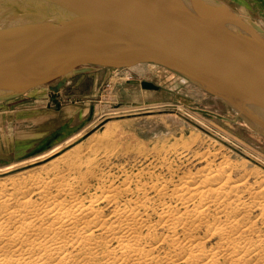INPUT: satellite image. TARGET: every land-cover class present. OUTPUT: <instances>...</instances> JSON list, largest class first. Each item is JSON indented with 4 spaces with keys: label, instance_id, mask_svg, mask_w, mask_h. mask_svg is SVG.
Returning a JSON list of instances; mask_svg holds the SVG:
<instances>
[{
    "label": "bare ground",
    "instance_id": "obj_1",
    "mask_svg": "<svg viewBox=\"0 0 264 264\" xmlns=\"http://www.w3.org/2000/svg\"><path fill=\"white\" fill-rule=\"evenodd\" d=\"M26 1L23 9L14 0H0V45L41 51L52 40L62 45L78 36L80 29L71 24L76 10L68 0ZM33 2L36 10L25 16ZM136 66L150 76L140 85H154L142 87L157 90L160 85L175 88L193 83L218 95L264 134V127L250 117L255 111L249 105L238 111L222 89L156 62L127 68ZM178 110L167 103L110 109L41 154L0 166V176L47 161L94 127L90 137L95 142L116 138L128 121L111 118L146 114L156 124L162 119L176 121ZM163 111L173 113H158ZM131 146L138 149V144ZM211 155L209 150L198 153L202 165L195 170L178 172L169 166L167 177L139 171L115 184L107 175L94 191L87 182L90 163L79 157L69 170L85 169L71 173L70 179L56 172L41 175L28 170L1 178L0 264H264V172L257 171L261 175L249 181V172L235 176L237 166L215 162ZM256 164L264 167L263 161ZM162 165L159 159L157 166Z\"/></svg>",
    "mask_w": 264,
    "mask_h": 264
},
{
    "label": "rangeland",
    "instance_id": "obj_2",
    "mask_svg": "<svg viewBox=\"0 0 264 264\" xmlns=\"http://www.w3.org/2000/svg\"><path fill=\"white\" fill-rule=\"evenodd\" d=\"M14 1L20 8L28 3L26 0ZM217 1L235 10L227 1ZM238 1L240 8L251 10L248 4L239 1L243 2L240 5ZM34 10L36 4L33 2L25 16L31 15ZM235 11L249 16L245 12ZM253 19L264 28V17L261 20ZM138 67L112 69L90 66L87 70L73 74L45 77L46 84L49 82L51 86L67 76L57 96L52 92L53 89L48 90L49 96L46 95L48 85L42 87L36 84L29 88V92L40 86L38 90L27 94V89L10 99L0 100V166L41 154L68 137L77 135L82 128L110 109L167 103L179 107L178 113L175 112L176 121L162 119V123L155 124L147 119L146 114L111 118V121H128L125 128L118 130L116 138L95 142L90 137L94 127L47 161L1 175V181L24 170L41 175L56 172L70 179L73 176L71 173L78 175L85 169L82 166L69 170L68 165L79 157L90 163L92 173L87 174V182L92 186L91 191H94L98 190L99 181L107 175L116 184L127 175L139 171L161 173V176L167 177L169 166L178 172L195 170L202 165L198 162L197 154L204 150L214 153L210 157L215 162L222 160L237 166L235 176L247 171L250 173L249 181H252L261 175L257 171L264 172V167H255L258 166L257 160L264 162V134L251 127L222 98L190 82L175 88L160 84L157 90L144 88L139 81L149 80L150 76L143 69L138 70ZM54 97L56 102L53 101ZM35 99L44 102L49 100V108L57 113L50 124L43 125L26 118L27 108L36 104ZM68 106H74L75 109L67 110L62 117L58 110ZM158 113L166 115L173 112ZM133 144H138V149H133ZM120 146L127 148L119 149ZM217 151L219 153H215ZM191 157H195V160L190 161ZM159 159L163 162L161 168L157 166Z\"/></svg>",
    "mask_w": 264,
    "mask_h": 264
},
{
    "label": "water",
    "instance_id": "obj_3",
    "mask_svg": "<svg viewBox=\"0 0 264 264\" xmlns=\"http://www.w3.org/2000/svg\"><path fill=\"white\" fill-rule=\"evenodd\" d=\"M68 1L76 38L41 51L0 45V99L90 66L156 62L222 89L240 112L249 105L264 127V28L253 18L217 0ZM66 78L49 86L55 96Z\"/></svg>",
    "mask_w": 264,
    "mask_h": 264
},
{
    "label": "crops",
    "instance_id": "obj_4",
    "mask_svg": "<svg viewBox=\"0 0 264 264\" xmlns=\"http://www.w3.org/2000/svg\"><path fill=\"white\" fill-rule=\"evenodd\" d=\"M224 1H227L228 4H230L235 10L245 12L246 14L249 15V17L255 18L257 20H261V18L264 17V0H249L250 1L249 3H247V0H239V1H243L245 4H248V6H250L251 10H249L247 7L240 8L236 2L238 0H224ZM239 1H238V3H240V5H241V3H243V2H239ZM245 16H247V15H245ZM262 20H264V19H262ZM45 79L46 78H44V80H42V81H39L37 84H41L42 87H46L48 85L46 95L49 96V93H48V90L50 89L49 88V82H48V84H46ZM39 88H40V86L38 88L34 87L31 92H33L35 89L38 90ZM26 92H27V94L31 93V92H29V88ZM35 102H36V104H34L33 106H30V107L27 106L28 107L27 110H29V111H27L28 115L26 118L28 120H31L34 122H41V124H43V125L50 124V121H52L56 117L57 113L53 112L49 108V103H50L49 100L48 101L45 100V102H44V101L35 99L34 103ZM69 109L74 110L75 107L74 106H68L66 109H64L62 107L60 110H58V112L61 113V115L63 117L66 115V111ZM61 110H62V112H60ZM74 115H78V113H75ZM52 116H54V117H52ZM47 119H48V121H47ZM38 124H40V123H38ZM41 131H43V130H41ZM40 134L41 133H39V135Z\"/></svg>",
    "mask_w": 264,
    "mask_h": 264
}]
</instances>
